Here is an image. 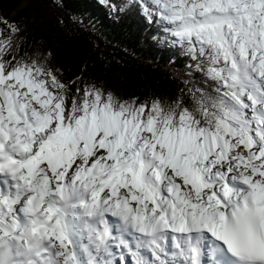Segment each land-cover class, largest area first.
I'll return each mask as SVG.
<instances>
[{"label":"snow or ice","instance_id":"snow-or-ice-1","mask_svg":"<svg viewBox=\"0 0 264 264\" xmlns=\"http://www.w3.org/2000/svg\"><path fill=\"white\" fill-rule=\"evenodd\" d=\"M131 2L206 87L73 92L0 17V264H264V0Z\"/></svg>","mask_w":264,"mask_h":264},{"label":"trees","instance_id":"trees-1","mask_svg":"<svg viewBox=\"0 0 264 264\" xmlns=\"http://www.w3.org/2000/svg\"><path fill=\"white\" fill-rule=\"evenodd\" d=\"M0 17L22 29L17 58L46 63L73 92L95 84L139 103L207 86L202 73L188 75L192 61L179 48L153 38L131 0H0Z\"/></svg>","mask_w":264,"mask_h":264}]
</instances>
